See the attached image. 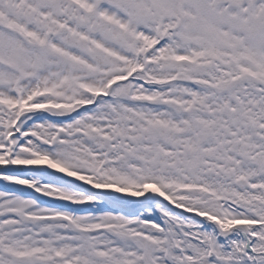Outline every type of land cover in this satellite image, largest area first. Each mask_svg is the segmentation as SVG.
I'll list each match as a JSON object with an SVG mask.
<instances>
[{
  "label": "snow or ice",
  "instance_id": "snow-or-ice-1",
  "mask_svg": "<svg viewBox=\"0 0 264 264\" xmlns=\"http://www.w3.org/2000/svg\"><path fill=\"white\" fill-rule=\"evenodd\" d=\"M0 264H264V0H0Z\"/></svg>",
  "mask_w": 264,
  "mask_h": 264
}]
</instances>
